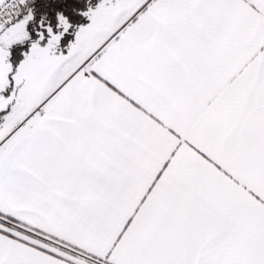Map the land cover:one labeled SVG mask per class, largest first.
<instances>
[{"label":"snow or ice","instance_id":"1","mask_svg":"<svg viewBox=\"0 0 264 264\" xmlns=\"http://www.w3.org/2000/svg\"><path fill=\"white\" fill-rule=\"evenodd\" d=\"M0 264H264V0H0Z\"/></svg>","mask_w":264,"mask_h":264}]
</instances>
